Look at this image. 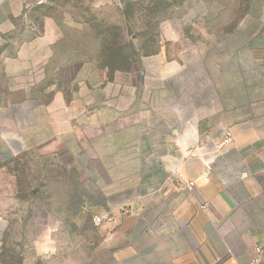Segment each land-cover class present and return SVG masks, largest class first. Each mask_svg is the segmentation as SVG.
Wrapping results in <instances>:
<instances>
[{"label":"crops","instance_id":"0c3cea01","mask_svg":"<svg viewBox=\"0 0 264 264\" xmlns=\"http://www.w3.org/2000/svg\"><path fill=\"white\" fill-rule=\"evenodd\" d=\"M46 1L0 0V34L10 33L25 9ZM223 5L183 1L176 5L178 18L166 20L167 45L147 68L154 81L148 87L164 90L165 149L179 159L172 176L149 191L140 177H125L126 170L140 169L134 153L139 104L105 102L86 83L79 109L62 91L39 101L41 89L32 104L35 129H23L20 116L16 130L0 134L2 163L47 140L61 146L81 124L110 128L100 133L116 146L89 157L106 198L93 216L111 217L99 225L96 264H245L256 246L264 259V0H248L243 18L229 29L221 20ZM39 116L50 120L47 133ZM225 131L230 141L223 144ZM3 233L0 219V257Z\"/></svg>","mask_w":264,"mask_h":264},{"label":"rangeland","instance_id":"374dc122","mask_svg":"<svg viewBox=\"0 0 264 264\" xmlns=\"http://www.w3.org/2000/svg\"><path fill=\"white\" fill-rule=\"evenodd\" d=\"M183 1L202 0H48L25 9L14 18L12 31L0 34V134L16 130L21 117L23 129H35L32 104L41 89L39 101L47 103L62 91L79 109L86 83L105 102L139 104L134 153L140 169L126 170V179L140 177L142 190L149 191L171 177L179 156L165 149L164 90L150 91L154 81L147 68L167 45L166 20L178 18L176 5ZM219 1L224 4L221 20L229 29L243 18L248 0ZM38 125L47 133L51 123L39 116ZM78 128V135L61 146L47 140L43 147L35 144L0 163L5 264H96L103 235L92 216L106 198L101 172L91 167L89 157L116 144L103 138L100 132L110 128L102 124ZM131 154L126 152L125 159Z\"/></svg>","mask_w":264,"mask_h":264},{"label":"built area","instance_id":"2783aa9c","mask_svg":"<svg viewBox=\"0 0 264 264\" xmlns=\"http://www.w3.org/2000/svg\"><path fill=\"white\" fill-rule=\"evenodd\" d=\"M229 141H230V132L225 131L223 133L222 143L226 144ZM92 219L96 225H100L102 222L111 221V217L106 213L95 215L93 216ZM255 251H256V254L245 264H264V259L261 256L260 246H256Z\"/></svg>","mask_w":264,"mask_h":264},{"label":"trees","instance_id":"16d2710c","mask_svg":"<svg viewBox=\"0 0 264 264\" xmlns=\"http://www.w3.org/2000/svg\"><path fill=\"white\" fill-rule=\"evenodd\" d=\"M0 262H1V264H5V262L3 261L2 257H0Z\"/></svg>","mask_w":264,"mask_h":264}]
</instances>
